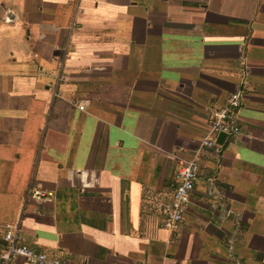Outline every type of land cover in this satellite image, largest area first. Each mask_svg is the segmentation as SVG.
<instances>
[{"label": "crops", "instance_id": "1", "mask_svg": "<svg viewBox=\"0 0 264 264\" xmlns=\"http://www.w3.org/2000/svg\"><path fill=\"white\" fill-rule=\"evenodd\" d=\"M238 91L240 135L204 148ZM18 223L70 264H264V0H0V252Z\"/></svg>", "mask_w": 264, "mask_h": 264}, {"label": "built area", "instance_id": "2", "mask_svg": "<svg viewBox=\"0 0 264 264\" xmlns=\"http://www.w3.org/2000/svg\"><path fill=\"white\" fill-rule=\"evenodd\" d=\"M243 99V92L238 91L229 96L223 107L211 111L208 133L202 142L204 148L220 151L221 145L217 143V140L221 134L227 135V138H236L240 135ZM201 156V151H197L191 160H178L177 182L172 199L161 208L165 217L166 229L177 231L185 221L187 209L199 179ZM39 195L42 196V194ZM3 238L6 248L0 252L1 264H12L13 260L19 257L24 258L30 264H70L65 259L50 256L25 244L20 223L7 225Z\"/></svg>", "mask_w": 264, "mask_h": 264}, {"label": "water", "instance_id": "3", "mask_svg": "<svg viewBox=\"0 0 264 264\" xmlns=\"http://www.w3.org/2000/svg\"><path fill=\"white\" fill-rule=\"evenodd\" d=\"M226 139H227V135L221 134L218 137L217 143L220 144V145H223Z\"/></svg>", "mask_w": 264, "mask_h": 264}]
</instances>
